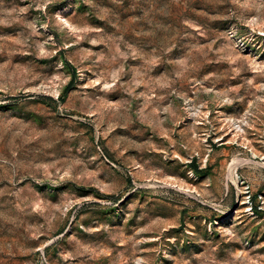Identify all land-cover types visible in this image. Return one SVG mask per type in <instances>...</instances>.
<instances>
[{
  "label": "rangeland",
  "instance_id": "374dc122",
  "mask_svg": "<svg viewBox=\"0 0 264 264\" xmlns=\"http://www.w3.org/2000/svg\"><path fill=\"white\" fill-rule=\"evenodd\" d=\"M0 264H264V0H0Z\"/></svg>",
  "mask_w": 264,
  "mask_h": 264
},
{
  "label": "bare ground",
  "instance_id": "6f19581e",
  "mask_svg": "<svg viewBox=\"0 0 264 264\" xmlns=\"http://www.w3.org/2000/svg\"><path fill=\"white\" fill-rule=\"evenodd\" d=\"M255 62V61H254ZM253 63V62H252ZM243 132L244 131H242V132H239V131H231L230 133L232 134V137H231V139H232V141H233V139H235V138H242L243 140H244V138H243ZM235 141V140H234ZM244 142V141H243Z\"/></svg>",
  "mask_w": 264,
  "mask_h": 264
}]
</instances>
